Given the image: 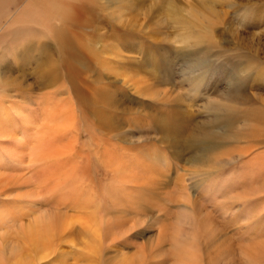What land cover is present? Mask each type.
Segmentation results:
<instances>
[{
    "label": "rangeland",
    "instance_id": "374dc122",
    "mask_svg": "<svg viewBox=\"0 0 264 264\" xmlns=\"http://www.w3.org/2000/svg\"><path fill=\"white\" fill-rule=\"evenodd\" d=\"M234 1L253 10L250 21L229 32L218 24L214 38L200 42L196 30L169 18L168 0L128 1L133 7L121 21L110 14L119 4L109 8L95 0L68 3L66 21L50 6L37 7L57 41L62 31L66 35L62 44L44 39L45 56L34 49L12 61L13 51L0 46V65L10 67L2 75L23 93L9 102L0 98L1 105L30 104L24 106L30 120H38V108L59 93L62 109L47 142H30L41 156L49 154L46 161L31 169L25 153L20 165L0 169V215L28 212L26 224L46 219L49 241L41 251L47 257L37 264H252L250 241L264 236V204L259 216L253 212L256 199L264 203V145L252 149L249 138L251 111L264 102V0ZM29 3L10 6L0 33L20 20L16 13ZM65 48L71 52L62 60ZM169 111L176 124L169 127L168 143L153 119L168 122ZM225 120L231 125L219 128ZM213 128L233 135L196 161L201 150L192 134ZM235 132L238 138H232ZM79 185L90 196L82 198L98 205L95 244L80 224L92 217L91 206L74 205L83 195ZM17 217L11 218L13 229L0 230V242L8 245L0 250L2 264L21 244L9 236L19 231Z\"/></svg>",
    "mask_w": 264,
    "mask_h": 264
},
{
    "label": "bare ground",
    "instance_id": "6f19581e",
    "mask_svg": "<svg viewBox=\"0 0 264 264\" xmlns=\"http://www.w3.org/2000/svg\"><path fill=\"white\" fill-rule=\"evenodd\" d=\"M72 1H74V2L87 1V2L91 3L95 0H31V3H29V8H26V5H25L16 13V17L20 16V20L17 23H11V22L8 23L5 26L6 27L5 30L0 33V46L2 45L1 47H3L4 50L6 49V51H11V52L13 51L12 53H10V57H11L12 61H14L16 58H18V59L22 58L23 59L24 57H21V55H25L26 53H31V52H33L34 49H38V53L42 52L41 54L43 56L45 54V52L41 49V47H42V43H43L44 39H46V40L49 39V40H51L52 43H55V41H57V40L54 37L52 29L50 27L46 26L43 23V21H41V19L39 18L41 16L43 10H42V8L39 9L37 7L50 6V7H52L51 10L53 11L54 14L61 15L60 18L62 19V21H66L65 15L69 14L71 12L70 8L66 5ZM128 1H131V0H126L125 3L121 2L119 4V3H117V0H105L104 6H109V8H110L111 5L119 4V6H116L115 9L113 8L114 11H111L110 14L112 16H115L117 19H119V21H121V20H123V17L125 15V11H130V9L133 7V4H130ZM15 2H16V0H0V18H3L5 15H7V13H9V11L11 10L10 6H14ZM168 9L167 10L169 13V18L172 21L179 22L186 30H196V32L198 33V36L196 37V41L199 40V42H200V39L201 40H204V39L209 40V38H214V35L212 33V29H214L216 27V25H218V24L222 25L226 29L224 31H228V32L234 31L240 27L242 28L243 25L245 26V24L248 23L250 21V19L254 16L253 15L254 12L252 9L244 8L242 6L239 7L237 5L236 1H234V0H168ZM72 10H73V8H72ZM128 13H130V12H128ZM219 34H221V33H219ZM32 38L34 40H32ZM65 41H66V35L62 31L60 34V40H58L57 42L62 44V42L64 43ZM47 42H48V40H47ZM19 50H20V52H19ZM70 50L71 49H69V48H65L59 52V54H61L63 57V58H61L62 60H64L66 57V53H67L66 51L71 52ZM2 51H3V49H2ZM92 54L95 56L94 52H92ZM2 55H4V54L2 53ZM69 55H71V53ZM25 57L27 59H30L27 56H25ZM1 59L2 58H0V61H1ZM25 61H23V62L25 63ZM28 61H27V63H28ZM44 61H45V59L39 65L41 66L42 64H44ZM23 62L21 65L25 66ZM0 66H2V65H0ZM9 68H10L9 66L0 67V83L3 84V86H1V84H0V98L1 99L5 98L8 100V102H9V100L14 99L17 94L23 95L19 85H16L15 80L11 79L10 77H6V76L2 75V74H4L3 72H6L7 69H9ZM263 83H264V78H263ZM9 85H15V88L17 87L18 90L17 91H15V89L12 90L9 87ZM46 86H48V85H46ZM58 94L59 93L54 94L55 102L51 103V101L53 99H51L50 101L47 100L49 102H46L44 100L46 104H44L42 107L38 108L39 114L37 116L39 117V119L34 120L32 118L33 119L32 121L30 120V116H29V114H31V112L28 109H26L27 105H30V104H20V103L16 102L17 104L16 103L10 104V106L8 108H6L5 106L1 105V103H0V169L5 166V168L9 167L11 170V166H13V165L15 166L17 161H18L17 164L20 165L21 160H24L23 158L26 157L25 153L28 155V158H30L27 165L31 169L35 168V165L37 163L39 164L40 161L45 160V158H47L49 156V154L47 152L44 153L43 156H41L39 153V150L37 148V145H35L33 147H29V146L31 145L30 142L33 140L36 144L46 141V135L51 131V129H53V126L51 123L52 122L55 123L57 121V119L60 118V116H62L61 115V112H62L61 106H59L58 105L59 102H57V97H58L57 95ZM20 97H18V98H20ZM27 97L25 95L24 99H26ZM0 101H2V100H0ZM18 101H19V99H18ZM107 101L110 102L111 97H109V98L107 97ZM56 102H57V105H55ZM263 104H264V102L262 103V105H261V103H259V106L257 105L258 107L254 108L251 111V127H252L251 132L252 133L250 134L251 136L249 138H250L251 146L254 145V146H252V149H254V147L258 148V146L264 145V106H263ZM111 107H109V108H111ZM261 108H263V109H261ZM28 112H29V114H28ZM210 112L211 111H209V113ZM211 113L215 117H217L218 112H211ZM36 114H37V112H36ZM173 114H174V112L169 111L168 115L170 117V121H168V122H163L162 120H160V122H158V120L153 119L154 126H156V128L159 129L160 132L162 133L163 141L168 142V143H169V140L171 139V134H172V132L169 131V129H170L169 127L172 124H176V123H174L175 121H173V119H172ZM218 119H219L218 117H217V119L214 118L213 121H217ZM103 124H101V125H103ZM230 125H231V122L229 120H225L224 122L220 123V125L218 127L221 128L223 126V127L228 128ZM55 130L56 131L53 130V133L56 132L57 135L61 134V137H64V135L66 134V132H65L66 130L64 132H58V128H55ZM180 131H182V130H180ZM260 131H263V132H260ZM226 132H228V133H224V134L220 135V134H218V131H216L213 128L211 130L208 129L206 131H203L200 135H197V136H196V133L192 134L194 147L201 150V151H198V154H197V156H195L194 159H196V161L200 160L204 156V154L202 155L200 152L207 153V150H209L210 148L214 149V147L217 143H219L223 140H226L227 138H229L233 135L232 133L230 134L229 130L228 131L226 130ZM62 133H63V136H62ZM56 134H55V136H56ZM235 137L238 138L236 132L232 138H235ZM245 139H246V137H245ZM1 141L7 142L8 148L2 147ZM23 141H24L23 148L20 150H15V148L18 149V147H20V144ZM252 142H253V144H252ZM24 146H25V148H24ZM69 148H71V149L73 148L72 144L70 145ZM256 149H255V151H256ZM68 153H69L68 151H62V154H64V155L68 154ZM56 158H57V156H56ZM252 160H253V158H252ZM36 167H37V165H36ZM252 168H253V172H254L255 166L252 165ZM41 169H43V168H41ZM46 169H48V168H46ZM0 172H2V171L0 170ZM5 172H8V171H5ZM260 175H262V174H260ZM69 177H70V175H69ZM78 177L81 178V176H78ZM254 177H257V176L255 175ZM74 178L76 179V177H74ZM258 178L260 179L261 176H258ZM65 181H64L65 184L63 183L64 188H65V185L68 182V180L65 179ZM70 181H72V179ZM83 183H84V181H83ZM259 183H260V181H259ZM259 183L257 182L258 187L260 185ZM71 186H69V187H71ZM258 187L256 188V190L258 189ZM76 188H78V189L80 188L79 192L81 191L83 194V195H81V199L74 202V205L76 204V208H77V206H79V207H83L82 209H86L85 205L91 206L89 209H90V211H92V217H90V219H88V216L87 217L84 216L83 219L82 218L80 219V224L85 226V228L87 230V234L89 233L88 235L89 236L91 235V238H92V241H90V242L92 244H95L97 242V240L99 239L98 238V232L101 231V222H100V224L95 223L96 219L99 220V217H97L98 216V214H97L98 205L96 203L94 205L91 201L87 202L85 200V198L84 199L82 198V196L83 197L87 196V193H86L87 191L85 189L82 190L80 185H79V187H76ZM263 192H264V190H263ZM87 197H90V196L88 195ZM255 201H256V203L254 202L255 204L253 206L254 216L255 215L259 216L260 215L259 211L262 210L261 207L264 203H262L258 199H256ZM22 211H24V210L22 209ZM86 211L90 212L89 210H86ZM88 212H87V214H88ZM27 213H26V215H27ZM95 213L97 215H95ZM24 214L20 213V216H18V217H17V215H14L12 213H9L7 215L6 214L0 215V230L5 229V228H10V227L13 229V225L15 224V226H16V223L11 219L13 217H17L15 219H17L18 228H19L18 232H15V234L9 235L10 236V242L13 239H16L17 242L20 241L21 244H20L19 248H18V246H16L18 248V250L17 249H16V251L14 250V254L12 255L13 259L11 260V258H9L11 261L7 262V264H9V263L10 264H22V261H24L25 259H26L25 261H28L30 263L32 262V264L34 262L37 264L45 256L47 257V254L45 252L41 251V249L44 248L43 244H46V242L49 241L48 240V238H49L48 237V230L46 231V228L44 229V225H43V221H46V219L44 217H39V218L35 219L34 223L32 221L31 224H29L30 222L26 224V222L24 220V218H25ZM29 215H30V213H29ZM7 216H10V218L8 217V220L10 221L9 224L6 223ZM258 224H260V223H258ZM258 228H259V225H258ZM88 230H90L91 233ZM16 233L19 235V238H20L19 240L17 238ZM254 233H256V232H254ZM258 235H259V232H258ZM263 237H261V236L256 237L255 236L256 239L253 238V240L250 241V244L248 247L249 252L247 253V258L252 262V264H264V238ZM11 238H13V239H11ZM88 238H90V237H88ZM14 242H16V241H14ZM4 243H5V241H4ZM12 244L14 245L15 243H11L10 244L11 247H12ZM0 246H1V248H0V250H1V249H5L8 245L5 246V244H2V242H0ZM14 247L15 246H13L12 248L15 249ZM16 252H18V254ZM40 253L43 254L42 258L40 256ZM260 256H261L262 262L259 261ZM0 264H2V260L0 261ZM25 264H27V263H25Z\"/></svg>",
    "mask_w": 264,
    "mask_h": 264
}]
</instances>
